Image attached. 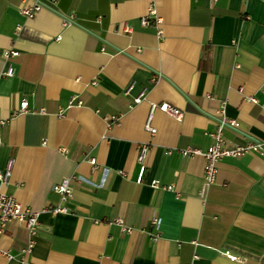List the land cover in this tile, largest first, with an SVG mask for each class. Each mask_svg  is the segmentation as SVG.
Here are the masks:
<instances>
[{
    "label": "crops",
    "instance_id": "obj_1",
    "mask_svg": "<svg viewBox=\"0 0 264 264\" xmlns=\"http://www.w3.org/2000/svg\"><path fill=\"white\" fill-rule=\"evenodd\" d=\"M22 1L0 0V192L24 208L66 209L39 213L25 260L264 264V154L221 159L203 197V158L179 154L207 149L220 107L239 122L223 130L228 146L264 143V0H38L44 7L29 20ZM151 3L161 36L140 25ZM7 49L16 56L3 59ZM9 65L14 75L3 77ZM72 97L81 105L66 107ZM22 99L27 111L16 113ZM149 102L183 117L155 110L150 135ZM70 176L72 196L60 202L51 187ZM26 240L8 224L0 249L12 258L0 264H19Z\"/></svg>",
    "mask_w": 264,
    "mask_h": 264
},
{
    "label": "built area",
    "instance_id": "obj_2",
    "mask_svg": "<svg viewBox=\"0 0 264 264\" xmlns=\"http://www.w3.org/2000/svg\"><path fill=\"white\" fill-rule=\"evenodd\" d=\"M44 5L38 0H23L21 5L19 6V13L25 18H33L36 13H38ZM63 24L68 25L69 18L63 17ZM161 20L156 16V12L153 6V3L148 8V11L145 16L140 18V25L152 26L155 28V32L158 36H161L160 30ZM57 40L59 37L56 38ZM17 51L12 49L3 50L2 58L8 59L10 57H15ZM2 76L12 77L14 75V68L12 66L6 67L4 71H2ZM143 93L138 95L133 99V105L138 104L141 100L144 99ZM72 105L80 106L81 101L76 97H72L66 107H71ZM155 110H160L170 117L174 118L177 121H180L183 117V113L180 109L173 107L167 103H148V112L143 123V129L148 132L150 135H154L156 129L152 126L151 121L153 117V113ZM27 111V102L22 99L19 103L18 110L16 113H24ZM64 108H60L58 110L57 115L62 116ZM42 112V109H41ZM216 112V125L213 132L208 133V136L212 139L211 144L207 147L205 151H201L195 148H184L179 150V154L183 159H189L194 156H201L203 158V171H202V183L200 186L199 194L201 197L204 196L206 190L214 183L215 175H216V164L223 158H238L245 154H256L261 155L264 154V143H261L256 140H251L244 145H231L228 146L223 138V130L225 128L236 129L239 125V122L235 119L228 118L224 115L223 108L220 107ZM117 121L116 117H111V122L114 123ZM148 152V146L142 144L138 148V153L136 157V161L139 165L138 175L136 178V183H141L145 168V158ZM88 164L95 165L94 158H86L85 159ZM8 175V169L4 174L0 173V180L4 181ZM74 178V176L65 177L61 179L58 183H55L51 187V191L59 196L60 202H65L71 198V186L70 182ZM42 211H48L52 214L56 213H65L66 209L61 206H47L44 207L40 211L32 210L29 208L21 207L20 204L10 195L4 194L0 192V240L6 233V227L10 223H14L17 226L22 227L27 235V240L25 241V245L20 249L19 256V264H29L25 260V255L30 254L32 247L34 245V237L37 234L38 225H39V213ZM118 225H120L121 230L123 232H130L131 228L121 225L122 220L116 219L115 221ZM159 219L152 218L150 220L149 226L153 230L151 234V240L156 241L158 239V227H159ZM229 261H234L236 259L235 256L231 255L230 252L224 253ZM0 255L6 259H11V255L8 251H4L0 249Z\"/></svg>",
    "mask_w": 264,
    "mask_h": 264
}]
</instances>
